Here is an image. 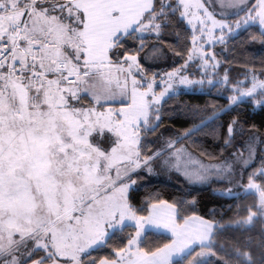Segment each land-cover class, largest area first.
Segmentation results:
<instances>
[{
  "label": "snow or ice",
  "instance_id": "6c2138e0",
  "mask_svg": "<svg viewBox=\"0 0 264 264\" xmlns=\"http://www.w3.org/2000/svg\"><path fill=\"white\" fill-rule=\"evenodd\" d=\"M257 42L264 0H0V264H264ZM157 170L232 203L165 199Z\"/></svg>",
  "mask_w": 264,
  "mask_h": 264
},
{
  "label": "trees",
  "instance_id": "16d2710c",
  "mask_svg": "<svg viewBox=\"0 0 264 264\" xmlns=\"http://www.w3.org/2000/svg\"><path fill=\"white\" fill-rule=\"evenodd\" d=\"M220 45L216 46V49H218ZM249 53H255V58L259 60L262 56H264V47L260 45L259 42L256 44L249 46L248 48ZM251 58V57H250ZM180 61H177L179 63ZM160 68L165 67H171L173 65L168 64H160L158 65ZM241 71L239 67H234L233 69V76L236 75L237 72ZM222 74V72H221ZM208 100H217L220 103H225L226 101L222 100L218 96H207L204 94H200L199 92H186L185 94L175 97L173 100L169 101V105H175L177 101H188L190 103H199L203 104L204 101ZM241 107L247 109L246 112L240 113V115L244 116L249 124H255L257 126V129L264 133V110H261L259 108L252 109L248 105H242ZM236 113L233 112L230 115H235ZM223 119L230 118L229 116L222 117ZM163 124L165 126L172 125L175 128H182L186 126V122L184 120V117L179 114V111L173 116L172 119H168L166 116V119L163 121ZM168 133H166L167 135ZM237 139H241V137H237ZM186 141H182V143H185ZM198 145H202V147H199ZM221 145L220 143L214 141L211 137H208L206 139L197 141V145H194L192 147V151L194 154H196L198 157L200 153H203L205 149L208 153H211V157L208 155H204L202 159L207 161H215L217 159H221L220 155V149ZM149 184L153 191L159 192L163 198L165 199H171L172 196L177 195L179 192L183 190H188L192 193V195L197 196L199 200V209L201 210V213L207 211L208 208L212 207L213 205H227L231 204V199H228L222 195H217L213 192L214 188H218L221 186L220 183L212 182L208 185H189L187 184L183 177L176 173H172V181L168 182L162 179L150 177L149 178ZM103 254V253H101Z\"/></svg>",
  "mask_w": 264,
  "mask_h": 264
},
{
  "label": "rangeland",
  "instance_id": "374dc122",
  "mask_svg": "<svg viewBox=\"0 0 264 264\" xmlns=\"http://www.w3.org/2000/svg\"><path fill=\"white\" fill-rule=\"evenodd\" d=\"M197 63H199V61H197ZM202 162L209 163V162H214V161H207V160L202 159ZM172 173H176V172H174V171H167V170H157V173L154 174L152 177L158 178V179H162V180H165V181H168V182H171L172 181ZM176 174H178V173H176ZM178 175H180V174H178ZM208 184L209 183H205V184H195V185H208ZM220 184H221V186L218 187V188H226L227 187L226 184H223V183H220Z\"/></svg>",
  "mask_w": 264,
  "mask_h": 264
}]
</instances>
